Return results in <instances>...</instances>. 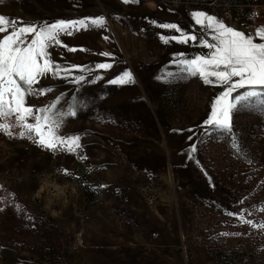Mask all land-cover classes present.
<instances>
[{"label": "rangeland", "instance_id": "1", "mask_svg": "<svg viewBox=\"0 0 264 264\" xmlns=\"http://www.w3.org/2000/svg\"><path fill=\"white\" fill-rule=\"evenodd\" d=\"M257 5L0 0V16L37 30L103 19L61 34L48 51L69 71L26 96L33 109L52 106L57 135L79 137L78 148L48 149L21 138L15 116L0 119L12 132L0 133V264H264V105L238 106L231 132L209 128L224 88L181 65L215 43L192 14L247 35L264 27L244 28ZM182 33L196 40L179 42ZM125 72L131 82L110 83Z\"/></svg>", "mask_w": 264, "mask_h": 264}, {"label": "snow or ice", "instance_id": "2", "mask_svg": "<svg viewBox=\"0 0 264 264\" xmlns=\"http://www.w3.org/2000/svg\"><path fill=\"white\" fill-rule=\"evenodd\" d=\"M123 2L127 4L136 0H123ZM192 15L197 24L214 33L211 39L215 43L205 41L204 46L209 49L208 54L182 61V70L188 75L198 76L205 84L224 88L213 102L210 116L205 124L209 128L231 132V117L233 112L238 110V106L251 103L264 105V27L246 35L205 13L197 12ZM18 23L22 24L0 16V33H8L0 38V119L15 116L16 125L23 129L19 133L21 138L34 136L38 144L48 149L55 150L59 146L74 151L80 146L79 137L65 138L57 135L60 123L48 114L52 106L33 109L27 105L26 96L33 92L44 93L45 90L33 87L41 77L49 73L59 76L62 71H69L50 59L48 49L52 44L61 43L60 35L71 34L72 30L86 27L89 23L101 26L103 19L60 20L42 25L39 30L35 25L18 26ZM161 27L181 31L176 25H161ZM28 36L32 38L26 39ZM188 40L195 41L196 37L182 33L179 42ZM258 40L260 42H257ZM69 50L75 51V49ZM110 67L111 65L108 64L97 66L99 69ZM131 81V73L125 72L110 83L123 84ZM241 89L246 90L239 92L238 90ZM68 115H75V112L70 111ZM0 133L11 136L10 125L0 123ZM242 222L249 223V221ZM260 227L264 228V225Z\"/></svg>", "mask_w": 264, "mask_h": 264}, {"label": "built area", "instance_id": "3", "mask_svg": "<svg viewBox=\"0 0 264 264\" xmlns=\"http://www.w3.org/2000/svg\"><path fill=\"white\" fill-rule=\"evenodd\" d=\"M252 19L253 23L247 24L244 26L245 30L247 31H253L255 27L258 25V22L264 18V10L262 6H255L253 11H252ZM244 15L243 11L240 13V17Z\"/></svg>", "mask_w": 264, "mask_h": 264}]
</instances>
